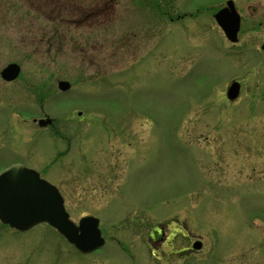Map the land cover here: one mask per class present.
<instances>
[{
    "label": "rangeland",
    "instance_id": "1",
    "mask_svg": "<svg viewBox=\"0 0 264 264\" xmlns=\"http://www.w3.org/2000/svg\"><path fill=\"white\" fill-rule=\"evenodd\" d=\"M96 2L10 0L0 9V71L11 62L22 67L12 82L0 74V142L38 138L33 120L44 108L79 146L59 164L104 165L110 142L120 151L108 187L61 185L72 219L98 216L103 234L121 236L122 216L163 219L186 207L207 246L201 260L217 264L220 254L222 264H264V86L234 104L226 100L224 78L245 68L226 50L234 61L225 68L218 60L223 35L212 24V0H117L108 19L93 25L67 22L73 13L61 9ZM186 11L200 15L171 20ZM243 79L253 89L254 77ZM59 80L70 91L61 92ZM41 135L47 158L64 149L50 131ZM40 229L56 248L57 235L44 226L26 234L29 242ZM62 241L60 264H106L117 250L88 256ZM5 249L0 264L12 260ZM117 259L111 264H133L121 251Z\"/></svg>",
    "mask_w": 264,
    "mask_h": 264
},
{
    "label": "flooded vegetation",
    "instance_id": "2",
    "mask_svg": "<svg viewBox=\"0 0 264 264\" xmlns=\"http://www.w3.org/2000/svg\"><path fill=\"white\" fill-rule=\"evenodd\" d=\"M5 1H8V4H4ZM9 1L0 0V9L8 8ZM116 1L98 0V2L88 6L75 5V7L72 6L70 8L62 6L61 9L67 8L70 13H73V15L68 16V19H66L67 22H75L78 25L86 23L93 25L108 19L109 14L115 8ZM230 5L234 8L239 19V30L236 41L229 40L214 19V14L217 11ZM208 6L215 7L212 10V18L214 19V23L212 24L216 28H219L223 35L217 41L218 45L215 47L218 60L221 59L225 64V68L226 65H230L232 61L231 57H224L223 50H226L228 53L233 54V56L236 55L239 63L242 61L245 68L242 70L230 69L233 70V73L229 74L223 80L225 81L224 85L226 84L224 96L229 103L234 104L240 100L244 93H251V91L260 92V89L264 86V0H212ZM208 6L205 5L203 7L207 8ZM200 9L198 8L196 12H200ZM199 15H194L193 12L186 11L178 14L177 17L171 20H179L182 18L192 19L197 18ZM62 20L65 19L62 18ZM243 70H246V73L242 74ZM222 71L224 73L226 72L224 69ZM244 75L254 77L251 81V83H254L253 89L249 87L250 89L248 88L246 90L243 79ZM233 81H237L240 84V89L238 96L234 100H231L228 97V87ZM69 90L61 92L66 93ZM47 92V89L41 85L38 90V97L39 99L41 98V104H43V99H47ZM40 113L33 120L34 127L40 132L37 134L38 138H34L40 139L38 143L32 138H27V142L21 144L0 142V174L11 166L22 164L34 169L39 173L41 178L55 185L64 199L65 195L61 188V185L64 183H71L74 187L88 185L93 190L98 187V184L104 183L108 187L112 181L114 161L115 163L120 161V156L117 155V152H120L118 151L119 149L112 148L111 142L108 143L110 149L104 151V165L95 164L92 167H82L77 165L76 161L75 164L69 161L73 164L63 166L59 164L60 160L63 157H68L72 147L74 153H71V155L76 156L75 151L79 148L78 143L76 139L74 143L72 138L69 141V138L63 135L64 133L60 129L61 126L57 122V118L51 114L50 117L53 119L52 123L46 126H40L39 121L49 116L44 108H42ZM46 131H50L51 136L57 141L59 140L65 143L64 149H57L50 156L48 154V158L45 153V138L41 135L46 133ZM35 147H38V150ZM99 150L102 151V149ZM14 151H20L22 153L15 155L13 154ZM6 154H12L13 156L7 157ZM125 157L127 156L125 155ZM107 202L111 204L110 199ZM182 210L183 212H175L171 216L163 219L145 217L144 213L140 212L131 217L123 218L124 216H122L119 219V226L122 229L121 236L116 235L117 231L109 230H106L103 234L105 238L103 247H110V245L117 247V250H112L113 253L110 254L111 258H106V264H111V260L112 262L118 260V251L127 255L133 264H211V261L201 260L200 256L208 251L206 250L207 246L204 245L203 237L192 229L189 223L191 214L188 212V208L184 207ZM38 226H44L52 234L54 232L57 235L55 237L57 240L55 242L58 244L56 248L62 246L61 242H63L62 240L65 237L47 222H41L29 229L20 230L0 219V252L5 251V248L11 249L13 257L9 264H60L59 250L57 251L55 247L45 245L47 230L40 229V233L36 235L33 243H30L27 239L26 234L37 229ZM113 227L115 228V225ZM69 244L77 250L73 244ZM139 244L143 245L144 249L142 251L133 250ZM96 251L87 255L90 256ZM46 254H48L50 262L46 261ZM221 257L223 256L219 254L216 261L217 264H222L221 261L223 259L221 260ZM141 258H144L146 261H142Z\"/></svg>",
    "mask_w": 264,
    "mask_h": 264
},
{
    "label": "water",
    "instance_id": "3",
    "mask_svg": "<svg viewBox=\"0 0 264 264\" xmlns=\"http://www.w3.org/2000/svg\"><path fill=\"white\" fill-rule=\"evenodd\" d=\"M230 6L219 10L215 19L225 35L231 41H236L239 19ZM20 71L21 66L12 62L2 69L1 76L6 81H12L19 76ZM58 87L65 91L71 87V83L59 80ZM239 89L240 84L233 81L228 88V97L235 99ZM51 122V118L41 119L40 125ZM0 219L21 230L47 222L84 253L95 251L105 243L98 217L87 215L78 224L74 222L66 210L59 189L41 178L34 169L21 164L10 167L0 175Z\"/></svg>",
    "mask_w": 264,
    "mask_h": 264
}]
</instances>
